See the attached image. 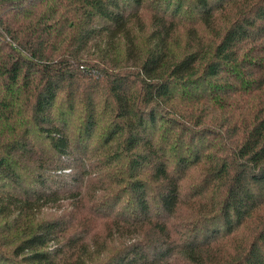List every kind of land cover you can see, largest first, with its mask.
<instances>
[{"label": "trees", "instance_id": "trees-1", "mask_svg": "<svg viewBox=\"0 0 264 264\" xmlns=\"http://www.w3.org/2000/svg\"><path fill=\"white\" fill-rule=\"evenodd\" d=\"M263 206L264 0H0V264H264Z\"/></svg>", "mask_w": 264, "mask_h": 264}, {"label": "rangeland", "instance_id": "rangeland-1", "mask_svg": "<svg viewBox=\"0 0 264 264\" xmlns=\"http://www.w3.org/2000/svg\"><path fill=\"white\" fill-rule=\"evenodd\" d=\"M195 171V172H194ZM191 171L189 176L187 177L185 182L190 183L194 178L197 177V169ZM87 186H89V183H85L83 187V192H85V190L87 189ZM84 199L86 200L87 198L84 196ZM65 209H68L70 211H73L74 208H72L71 206H68V204L65 202L64 204L62 203L61 205V210H57L56 207L53 208H49L48 212L50 211L52 214H58L60 212H63ZM45 211V210H44ZM43 211V212H44ZM181 214H183L182 216H184L185 211H183ZM42 215H46V211L44 213H42L40 216ZM81 215H85V210L83 209L81 212ZM81 215L78 213L77 215V221L80 219ZM43 217V216H42ZM264 224V206L261 207L258 212L252 216L251 219H249L242 228H240L237 233H235L233 236H231L229 239H227V241L225 242V246L229 247L231 249L237 248L240 245H242L243 243H247L250 239L251 236L254 234V232H256L258 229H260V227ZM8 250H10V248H8ZM87 257V256H86ZM93 257H91L90 255H88V258L84 260V264H93ZM80 262L83 261V259L79 260Z\"/></svg>", "mask_w": 264, "mask_h": 264}]
</instances>
